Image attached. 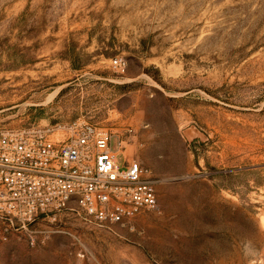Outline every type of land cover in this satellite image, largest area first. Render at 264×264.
I'll use <instances>...</instances> for the list:
<instances>
[{
	"label": "rangeland",
	"instance_id": "374dc122",
	"mask_svg": "<svg viewBox=\"0 0 264 264\" xmlns=\"http://www.w3.org/2000/svg\"><path fill=\"white\" fill-rule=\"evenodd\" d=\"M76 119L121 140L156 206L38 211L0 264H264V0H0V128Z\"/></svg>",
	"mask_w": 264,
	"mask_h": 264
},
{
	"label": "built area",
	"instance_id": "2783aa9c",
	"mask_svg": "<svg viewBox=\"0 0 264 264\" xmlns=\"http://www.w3.org/2000/svg\"><path fill=\"white\" fill-rule=\"evenodd\" d=\"M122 72L126 59L110 58ZM51 138L52 126L0 128V235L38 212L63 208L72 200L97 222H120L156 206L153 181L136 160L116 163L121 140L95 124L73 120Z\"/></svg>",
	"mask_w": 264,
	"mask_h": 264
}]
</instances>
